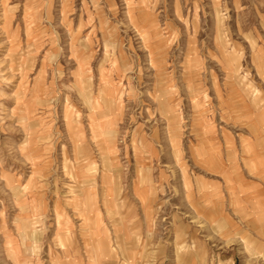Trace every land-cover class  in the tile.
Masks as SVG:
<instances>
[{
  "label": "rangeland",
  "instance_id": "374dc122",
  "mask_svg": "<svg viewBox=\"0 0 264 264\" xmlns=\"http://www.w3.org/2000/svg\"><path fill=\"white\" fill-rule=\"evenodd\" d=\"M108 79L113 167L88 104ZM69 105L96 156L85 226ZM86 236L101 264H264V0H0V264H93Z\"/></svg>",
  "mask_w": 264,
  "mask_h": 264
},
{
  "label": "crops",
  "instance_id": "0c3cea01",
  "mask_svg": "<svg viewBox=\"0 0 264 264\" xmlns=\"http://www.w3.org/2000/svg\"><path fill=\"white\" fill-rule=\"evenodd\" d=\"M90 70L87 72L89 73ZM86 73L84 72V74L82 75V77H78L75 79V82L78 84V89H79V93L81 95H83L84 90L86 89L85 84H89V82H84L86 79L89 80L90 77L85 78ZM111 80V79H110ZM105 80V86L100 89L98 96L96 97H90L89 98V117L92 120V122L94 123L93 128H92V139L95 142V145L98 147L99 151H100V159H102L104 162L107 163V166L109 165L110 167H113L114 165L119 163L118 160V149L116 148L115 145V136H116V130L110 128L107 131H103L100 127L97 126V117L98 113H100V108H101V102H103V104L105 103V105L108 108H115L116 112H121V107L119 105V101L117 100V97L114 93V84L112 83V81ZM68 102V101H67ZM65 113H64V118L66 119L67 122V133L69 134V139L71 140V142L73 143V148L74 150H76L75 152L79 151V154H76L73 159H72V167H73V171L70 174V178L72 180L73 186L70 187V193L73 195L74 199H76V206H77V212L80 215V217H82L83 220V225L85 226V223L89 220L88 218V213L90 212V210L93 209V207L95 206V201H94V197L91 196L92 193H94V183L91 182L92 180L88 178L87 173H88V169L87 166L91 165V163H95L96 161V156L93 153H87L86 149L87 146L85 145L84 141H85V134L83 129L81 128V117L79 115V111L76 109L75 111H73V107L74 106H65ZM46 132V131H44ZM141 172H143L141 169L138 170L137 172V181L138 183H143V178H145V176L142 174H140ZM108 185V184H107ZM111 186V185H110ZM139 186V185H138ZM108 188L110 189V187L107 186V191L106 193L108 194ZM27 188H24V191H27ZM137 191L139 189V187L135 188ZM91 193V194H90ZM138 192H136L137 194ZM138 196L140 197L142 203H148V204H152V196L151 194H138ZM110 200L107 201V203ZM147 218L149 219V216H147ZM98 217H96L93 220V231L94 233L92 234V236L94 237L95 235H97V233H99L98 231ZM59 224V222H58ZM91 237H87V241L84 240V244L85 246H87L88 248H91V254L94 255V260H93V264H101L100 263V259L101 257H103L104 252L102 247L100 246V244H96L93 247L90 246V241L92 239Z\"/></svg>",
  "mask_w": 264,
  "mask_h": 264
}]
</instances>
